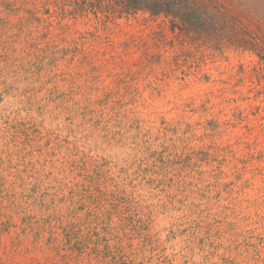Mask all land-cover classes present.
<instances>
[{"label":"rangeland","instance_id":"374dc122","mask_svg":"<svg viewBox=\"0 0 264 264\" xmlns=\"http://www.w3.org/2000/svg\"><path fill=\"white\" fill-rule=\"evenodd\" d=\"M0 264H264L259 57L0 0Z\"/></svg>","mask_w":264,"mask_h":264},{"label":"trees","instance_id":"16d2710c","mask_svg":"<svg viewBox=\"0 0 264 264\" xmlns=\"http://www.w3.org/2000/svg\"><path fill=\"white\" fill-rule=\"evenodd\" d=\"M103 22L138 13L169 20L173 30L204 45L249 50L264 64V0H74ZM115 201L125 200L111 195Z\"/></svg>","mask_w":264,"mask_h":264}]
</instances>
